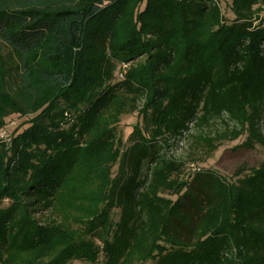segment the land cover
<instances>
[{
    "label": "trees",
    "instance_id": "obj_1",
    "mask_svg": "<svg viewBox=\"0 0 264 264\" xmlns=\"http://www.w3.org/2000/svg\"><path fill=\"white\" fill-rule=\"evenodd\" d=\"M230 12L0 0V50L17 60L0 66V130L25 118L0 139V264H264V163L228 183L174 155L187 139L204 161L244 135L264 150V0Z\"/></svg>",
    "mask_w": 264,
    "mask_h": 264
},
{
    "label": "rangeland",
    "instance_id": "obj_2",
    "mask_svg": "<svg viewBox=\"0 0 264 264\" xmlns=\"http://www.w3.org/2000/svg\"><path fill=\"white\" fill-rule=\"evenodd\" d=\"M222 13L227 19H231L230 12L231 0H219ZM264 17V13H262ZM17 63L16 57L13 53L3 49L0 50V66H13ZM124 66L122 68H126ZM117 78L120 75L116 76ZM25 118H21L18 115L9 114L2 118L4 123L3 128L0 130V139H4L20 125ZM142 125L141 119L137 114L125 115L120 119V123L117 127L118 137L124 148L129 145V135L134 125ZM222 123H216L211 129L206 130V133L214 134L219 130H222ZM246 141V136H241L232 142H223L221 146L212 154V156L204 161H201L204 157L203 150L201 148L193 149L189 140H180L178 147L174 151V155L177 159L185 161L189 164V170L191 173L209 171L222 177L226 182L232 183L236 181L234 176L235 171L245 167L248 170L256 168L260 164L264 163V150L254 145L251 149H247L243 146ZM116 168H113V173L116 172ZM119 213L117 210L113 211V219H118ZM101 260V258H100ZM69 264H88L85 262L72 261ZM149 264V263H148Z\"/></svg>",
    "mask_w": 264,
    "mask_h": 264
}]
</instances>
